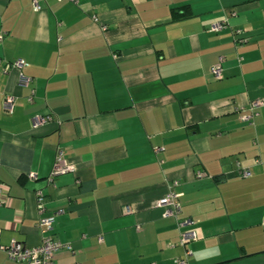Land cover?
Listing matches in <instances>:
<instances>
[{"label":"crops","instance_id":"obj_1","mask_svg":"<svg viewBox=\"0 0 264 264\" xmlns=\"http://www.w3.org/2000/svg\"><path fill=\"white\" fill-rule=\"evenodd\" d=\"M36 1L0 0V244L37 246L53 213L46 235L71 246L54 264H173L156 201L174 189L188 264H264V104L240 119L264 99V0ZM58 149L74 170L49 181ZM0 264L25 263L0 249Z\"/></svg>","mask_w":264,"mask_h":264},{"label":"built area","instance_id":"obj_2","mask_svg":"<svg viewBox=\"0 0 264 264\" xmlns=\"http://www.w3.org/2000/svg\"><path fill=\"white\" fill-rule=\"evenodd\" d=\"M60 1V0H57ZM74 1V0H71ZM32 5L34 10H37L40 8L38 2L36 0H32ZM94 20H96L94 18ZM227 24V19H223L217 22L212 23L209 27L210 31H219L222 28L225 27ZM241 33L240 29H235L234 34L239 35ZM3 33H0V43L3 39ZM236 41L242 42L243 38L237 37ZM222 61H224V57H219L218 61L212 67L210 68V75H212L215 79H220L222 77ZM25 62L22 59H16L12 62H6L4 65L3 70L5 72H8L9 70L13 68L21 69L23 66H25ZM22 86H27L29 83V78L23 75V73H19V82ZM31 99V97H29ZM262 104H264V99L254 100L252 101L246 110L249 111L248 115H242L240 119L242 121H253V118L257 115V108H259ZM13 106V97L10 95H7L4 98L3 101V110L6 112H11ZM32 124L33 126L42 125L44 123L53 121V115H33L32 116ZM56 120V119H55ZM56 122L59 123L58 120ZM63 151L60 149L57 150L55 153L54 162L52 165V169L50 171V174L47 176V180L52 181L53 177L63 174L66 172H70L74 170V166L67 163L66 159L64 158V155L62 153ZM239 175L243 177L250 176V171L246 168L238 169ZM206 174L204 172L197 173V176H205ZM31 177V175H30ZM177 184V182H174L173 185ZM35 200H36V206L39 213H42L45 209L43 202V193L42 191L35 190ZM179 196L180 193L177 192L174 189H169L165 195L159 197V199L156 201V205L162 210V216L163 217H171L174 218L176 221V226L179 233V238L177 243H174L176 245L183 247V255L175 258L173 260V264H188V256L191 255V250L187 248L186 244L189 243L192 240H195V233L194 231L190 229H185L187 226L193 224V221L190 220V218H183L180 217L181 214V204L179 202ZM3 203V200L0 199V204ZM130 208L126 207L127 212H130ZM55 214L50 215H39V218L37 220V226L40 230L42 237L41 242L37 246H26L22 244L21 242L10 239L8 245H1L0 249L6 253L9 259L16 261V262H24L25 264H54V254L55 252L60 249H71V246L68 244H63L60 241L52 238L51 235H46L49 231L52 229L53 221H54ZM45 233V234H44ZM172 244L171 246H173Z\"/></svg>","mask_w":264,"mask_h":264},{"label":"trees","instance_id":"obj_3","mask_svg":"<svg viewBox=\"0 0 264 264\" xmlns=\"http://www.w3.org/2000/svg\"><path fill=\"white\" fill-rule=\"evenodd\" d=\"M173 12H174V11H173ZM176 14H177V13H176ZM176 14H175V15H176ZM175 15H173V16H175ZM176 16H177V15H176Z\"/></svg>","mask_w":264,"mask_h":264}]
</instances>
